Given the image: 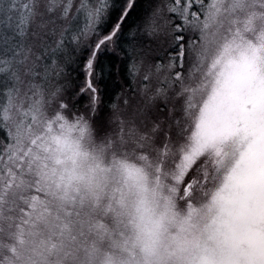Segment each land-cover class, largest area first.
I'll use <instances>...</instances> for the list:
<instances>
[{"label": "snow or ice", "instance_id": "6c2138e0", "mask_svg": "<svg viewBox=\"0 0 264 264\" xmlns=\"http://www.w3.org/2000/svg\"><path fill=\"white\" fill-rule=\"evenodd\" d=\"M0 264H264V0H0Z\"/></svg>", "mask_w": 264, "mask_h": 264}]
</instances>
